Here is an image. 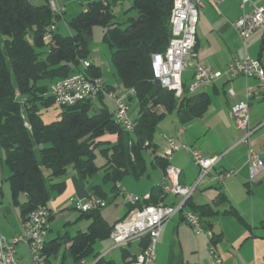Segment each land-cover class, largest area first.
Returning <instances> with one entry per match:
<instances>
[{
    "label": "trees",
    "instance_id": "obj_1",
    "mask_svg": "<svg viewBox=\"0 0 264 264\" xmlns=\"http://www.w3.org/2000/svg\"><path fill=\"white\" fill-rule=\"evenodd\" d=\"M131 4L135 14L120 23L111 4L89 0L68 21L74 33L62 35L56 27L62 15L52 12L49 0L36 6L30 0H0V154L1 162L10 171L7 181L11 203L19 208L22 219L38 205H46L53 191L59 193L64 189L63 181L50 180L63 176L69 167L78 170L82 178L102 168L104 181H111L114 189L125 175L144 174V152L155 151L153 136L163 117L157 106L170 111L185 105L196 116L205 110L207 97L199 95L195 99L186 95L185 85L182 95L176 96L152 76L151 54L164 51L170 39L172 0H133ZM52 24L55 27L51 31ZM96 25L104 28L103 40L110 46L111 62L120 84L135 90L132 96L138 101L139 112L132 130L116 123L106 107L93 111L92 99L60 106V117L48 123L39 113L40 107L54 103L47 93L54 81L79 71L100 77L99 66L89 63L86 68L80 67L87 52V37ZM47 31L52 34L49 42L43 39ZM105 133H114L117 139L102 147L96 139ZM97 148L105 159L100 167L95 163ZM152 165L164 174L169 162L154 156ZM42 166L48 170L47 180ZM162 189L160 183L151 188L148 197L142 196L135 204L128 202L130 208L125 215L132 207L161 202ZM92 191L101 196L99 186ZM21 194H25L24 202H20ZM186 200L184 206L191 205L190 197ZM100 209L81 212L91 222L87 230L78 231L70 240L68 252L76 264H82L81 260L94 253L96 240L110 234L113 224L102 219ZM190 209L195 211L192 205ZM228 212L238 217L234 208ZM51 243L46 242V264L50 250L58 244ZM98 255L94 254V258ZM100 261L101 257L95 263Z\"/></svg>",
    "mask_w": 264,
    "mask_h": 264
},
{
    "label": "crops",
    "instance_id": "obj_2",
    "mask_svg": "<svg viewBox=\"0 0 264 264\" xmlns=\"http://www.w3.org/2000/svg\"><path fill=\"white\" fill-rule=\"evenodd\" d=\"M104 1L111 4L110 7L115 17L116 9L124 8L125 14L132 9L133 0ZM251 1L255 5L264 6V0ZM60 5L65 8V12L66 5ZM197 10L196 39L191 50L190 60H188L187 67H190H185L186 69L182 73L183 84L189 83L195 65L199 63L208 65L213 70H223L229 62L244 56L257 58L264 62L263 31L255 30L243 43L232 24L242 13L239 0H199ZM89 63L93 64L90 61ZM80 67L84 68L81 62ZM100 78L115 95L122 97L129 105L133 96L126 95V88L120 84L121 82L118 83L117 79L113 80L109 76L105 78L102 70ZM247 86H251L254 91L259 90L256 79L239 75L232 79L221 77L213 84L198 89L194 93L187 92L186 95L193 96L195 99L199 95L208 98V104L200 116L194 115L185 105L170 111H166L162 106L156 107L157 111L163 112L160 121H166L161 124L165 131L156 136L155 130L153 141L156 149L144 152L147 162L146 172L139 177L125 175L118 181L123 190L148 197L151 188L162 183L163 171L152 165V158L154 156L163 157L168 137H172L176 143L185 145L184 148L174 149L168 159L170 165L179 168L180 183L192 185L197 181L199 167L192 161L191 148L200 150L204 156L214 161L213 167L209 171L210 175L225 170H234L235 172L225 178L222 183L216 182L210 175L202 178L190 196V202L195 207V212L200 216L204 232L196 233L186 223L181 213L173 214L162 223L156 243L155 259L149 264H218L212 260L209 254L208 241L211 238H214L216 249L221 256L222 261L219 264H264V168L251 176L247 162L248 148L258 153L264 161V125L257 127L250 134L248 143H245L240 140L244 130L235 125L229 112L231 105L246 100ZM228 88L234 90V96L227 93ZM107 100L112 102L113 110H109ZM248 102L249 122L253 126L264 120V99L251 97ZM92 103L93 111H98L101 107H106L112 114L115 111L113 100L103 95L92 99ZM56 107L60 109L59 112ZM48 109L57 112L53 113L54 119L45 121L43 113L49 111ZM60 111L61 107L54 102L47 107H40L39 113L42 120L48 123L57 120L60 117ZM116 139V134L105 133L97 137L96 141L105 146L107 143L115 142ZM146 155L149 157L148 160ZM2 162L0 170L3 173ZM9 174L10 171L7 177ZM95 175L96 173H93L87 178H82L78 170L69 167L63 176L50 180L51 183L63 181L65 187L59 193L53 191L46 204L53 212L50 217L46 242L52 241V245L58 243L49 252V264H66L67 258L71 260L70 264H76L68 252V246L71 238L78 231L87 230L91 219L82 216L79 212L76 219L85 218V220L73 235L67 231L60 233V230H56V234H52L53 221L56 217L68 213L69 209H75L73 201L75 197H83L95 186H99L100 197L104 198L106 202L122 200L123 212H117V215L112 217L114 218L112 223L105 219L101 209L99 211L102 219L110 225L124 217L130 208L127 199L119 193L118 187L115 186L114 189V184L111 181H104L103 169L102 174ZM152 175L155 178L151 180ZM19 199L20 202H24L25 194H21ZM180 199L179 195L165 193L161 201L165 204H173ZM49 202L50 204H48ZM191 205H186L185 209H190ZM204 205L207 208H203ZM232 208L237 211L238 217L228 212ZM21 219L19 208L11 203L8 185L6 199L0 198V233L6 235L7 238L15 235L19 231ZM69 219L66 221L67 224L70 223ZM19 244L21 245L20 249L18 248ZM19 244L16 246V253L19 259H24L26 258V248L23 244ZM144 244V237L123 245L114 244L110 236L98 239L93 244L94 253L84 258L82 264H96L99 257H101L99 264H128L127 255L130 253L139 254ZM62 245L65 247L59 255L58 252ZM97 253L98 257L94 258V254Z\"/></svg>",
    "mask_w": 264,
    "mask_h": 264
},
{
    "label": "built area",
    "instance_id": "obj_3",
    "mask_svg": "<svg viewBox=\"0 0 264 264\" xmlns=\"http://www.w3.org/2000/svg\"><path fill=\"white\" fill-rule=\"evenodd\" d=\"M239 2L242 13L232 24L240 39L245 43L246 38L255 30L261 29L264 33V6L255 5L251 0H239ZM198 3L199 0H172L169 14L170 39L164 51L151 54L153 79L157 80L163 88L174 91L176 96L182 95L184 85L187 92L194 93L198 89L213 84L215 80L221 77L232 79L241 75L245 78L256 79L259 90L254 91L251 86H247L245 90L246 100L234 103L229 110L235 125L244 130L240 140L248 143L250 134L257 127L264 125L263 120L252 126L248 116L249 99L251 97L264 99V62L257 58L244 56L229 62L223 70H213L208 65L199 63L195 65L189 83L183 84L182 73L188 65L196 39ZM49 5L53 13L63 15L65 8L58 5L55 0H49ZM54 27V24L50 25V30H54ZM51 37V32L47 31L44 33L43 39L45 42H49ZM82 64L86 68L89 66V61L82 60ZM47 93L59 106L73 105L79 100L94 99L101 94L113 100L115 122L125 130L134 128V120H131L127 115V103L122 97L115 95L98 76H90L84 71L73 72L51 83ZM134 93L133 88L126 89L127 96H132ZM227 93L234 96L232 88H228ZM184 147V144L176 143L172 137H168L163 157L168 160L174 149L178 150ZM190 154L193 163L199 167L197 181L194 184L184 185L180 183L179 168L170 164L162 174V192L179 195L181 199L178 202L165 204L161 201L141 208H133L113 224L109 236L116 245H123L143 237L147 238L139 254L130 253L127 255L128 264H149L155 259L156 243L162 223L175 213H181L186 223L196 233L204 232L200 216L191 209H185L184 203L192 195L202 178L210 175L209 171L213 167L214 161L204 156L196 148H191ZM247 162L251 176L264 168L263 159L250 148H248ZM234 172V170H225L210 175V177L216 182L222 183ZM116 186L119 193L130 204H135L142 199V196L127 193L118 183ZM73 201L74 207L80 212L102 208L108 204L104 198L96 195L93 191H88L83 197H75ZM52 214L53 212L46 205H38L19 221L18 233L9 238L0 233V264H46V237ZM19 243L26 248V258L24 259H19L16 253V246ZM208 250L212 260L218 264L221 263V256L216 249L215 242L211 239L208 241ZM81 262L83 263V260Z\"/></svg>",
    "mask_w": 264,
    "mask_h": 264
},
{
    "label": "rangeland",
    "instance_id": "obj_4",
    "mask_svg": "<svg viewBox=\"0 0 264 264\" xmlns=\"http://www.w3.org/2000/svg\"><path fill=\"white\" fill-rule=\"evenodd\" d=\"M35 6L36 5H40L44 2V0H30ZM56 3L58 5L60 4H64L66 5V11L63 12V15L58 19V21L56 22V26H57V30L59 33H61L62 35H68L71 33H74L71 29V27H69L68 25V21L74 17L76 14H78L85 6H87V2L89 0H55ZM61 6V5H60ZM135 11L134 9H131L130 12L125 14V9H116V19L118 22L122 23L124 22L130 15H134ZM125 24L123 23L122 26H124ZM91 34L87 37V52L85 54L84 59H81V65L82 64V60H87L92 62L93 64L99 65L101 67L102 73L104 75V77H110L114 80L117 79L118 83H120L119 77L116 74V70L114 68V65L111 62V50H110V46L108 45V43H106L103 40V33H104V28L100 25H96L92 28V31H90ZM190 60V59H189ZM190 67V66H189ZM186 67V68H189ZM115 76V77H114ZM120 85V84H119ZM114 86H117V84H114ZM107 106L109 108V110H113V104L110 100L106 101ZM58 112H59V108L56 107ZM138 101L135 97H132V100L130 101L129 105H128V110H127V115L131 120H134L137 118L138 115ZM49 110V109H48ZM54 111L53 109L47 111L46 113H43V119L45 121H50L52 119H54ZM163 122L166 121H160L159 125L157 124L156 126V136L158 133L163 132L165 130H163V128L161 127V124ZM166 133V132H164ZM103 147V146H102ZM100 149L97 148L95 153H96V158H95V163L98 166H101L105 159L104 157L101 155ZM146 159L148 160L149 157L148 155H146ZM2 167H3V173L0 170V198L6 199V195H7V190H8V181L6 179L7 175H8V168L7 165L2 162ZM149 169L151 170V168L149 167ZM42 172L44 177L47 180V176H48V170L42 166ZM102 174V169H99V171L96 172V175H100ZM95 175V176H96ZM154 175H152L150 177V179H154ZM128 193V192H127ZM131 194H134L132 192H129ZM137 195V194H135ZM2 196V197H1ZM141 196V195H138ZM22 200V198H20ZM108 204H106L104 207L101 208V213L104 217H106L105 219L109 222L112 223L113 216L117 215V212H123V202L122 200L120 201H109L107 202ZM50 204V202L48 203ZM79 210L75 209H69L68 213L63 214L62 216H58L56 217V219L53 221V226H52V234H56V230H60V233H64V232H68L70 235H73L77 229L82 225V223H84V219H76L77 216L79 215ZM70 219H69V218ZM67 219L70 220V223L67 224ZM20 244L18 245V248L20 249ZM65 245H62V247L60 248L58 254L61 255L63 249H64ZM66 264H70L71 260L69 258H67L65 260Z\"/></svg>",
    "mask_w": 264,
    "mask_h": 264
}]
</instances>
